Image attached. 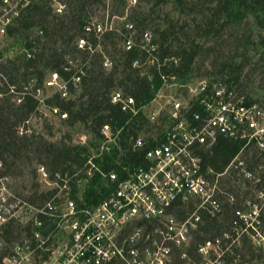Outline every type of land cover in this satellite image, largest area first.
<instances>
[{
    "label": "trees",
    "instance_id": "1",
    "mask_svg": "<svg viewBox=\"0 0 264 264\" xmlns=\"http://www.w3.org/2000/svg\"><path fill=\"white\" fill-rule=\"evenodd\" d=\"M26 1L27 6L7 27V37L0 46V178L10 181L23 177L18 192L45 198L48 192L39 185L37 168L45 166L51 175L74 174L91 156V145H96L94 140L101 136L105 124L115 129L123 127L119 136L123 150L104 152L96 160L103 170L121 172L120 163L137 161L130 150V122L126 124L130 114L112 102L116 91L133 97L141 107L156 96L163 77L169 82L176 77L180 83L212 77L245 95L248 105L256 104L264 112V97L257 96L258 90L264 92V0H138L135 6H129V0ZM56 2L66 6L62 13L55 10ZM98 16L102 22L106 16L109 21L121 19H115L112 29L108 27L102 35L86 32V26ZM127 23L134 25L136 42L141 41L144 32L152 33L158 62L133 66L145 54L138 47L125 49L126 36L130 35ZM81 38L88 41L83 49L78 47ZM107 60L110 68L104 65ZM48 73H58L61 81L67 82L68 96L54 92L46 98L47 106L57 107L68 117H49L55 124L39 130L32 124L41 113L33 92L46 91ZM77 76L80 80L74 82ZM9 85L19 90L28 86L32 93L17 103ZM20 127L30 133H20ZM76 131L91 134L92 144H76L72 137ZM200 155L208 177L218 175L216 198L220 212L211 216L201 210V221L191 232L190 241L169 244L167 264H202L199 246L225 233L233 236L237 212L258 206L264 221V148L255 142L246 144L221 136ZM80 177L83 183L79 190L84 193L80 204H98L113 187L98 173L86 182L85 170ZM72 186L75 188V182ZM194 206L195 202H177L173 214L181 220ZM158 226L157 220L130 223V249L151 246L159 237ZM0 231L8 243L30 236V231L10 223L1 226ZM137 232L140 236L131 242ZM8 252L5 248L2 255ZM223 259V264H264V250L243 235L240 244L232 246Z\"/></svg>",
    "mask_w": 264,
    "mask_h": 264
},
{
    "label": "built area",
    "instance_id": "2",
    "mask_svg": "<svg viewBox=\"0 0 264 264\" xmlns=\"http://www.w3.org/2000/svg\"><path fill=\"white\" fill-rule=\"evenodd\" d=\"M136 4L137 0H129V6ZM26 6V0H0V46L7 37V27ZM54 8L62 13L66 6L56 2ZM115 19L121 18L109 21L106 16L104 22L94 18L85 31L102 35L108 27L112 29ZM126 28L130 35L126 36L125 49L138 47L145 54L133 66L140 68L158 62L152 33L144 32L141 41L136 42L134 25L127 23ZM87 45L86 38L78 41L79 48ZM104 65L111 67L109 60ZM73 80L78 82L80 77ZM9 88L17 103L25 94L32 93L28 86L23 90L13 85ZM45 88L68 96L67 82H62L58 73L50 74ZM33 95L39 102V110L48 109L47 116L60 120L68 117L57 107L47 106L43 90L37 89ZM112 102L130 114L126 124L130 122V150L137 161L120 163L121 172L103 170L96 160L104 152L123 150L119 141L123 127L115 129L105 124L101 136L94 140L96 145H91V134L77 133L75 137L72 134L76 144L92 146L91 156L74 174L51 175L45 166L37 168L39 185L48 192L45 198L41 194L11 192L4 182L9 180L0 178V227L10 223L30 231V236L13 243H8L0 231V264H109L113 261L167 264L171 253L169 244L190 241L191 232L201 221V210L211 216L220 212L216 198L218 175L208 177L202 169L201 151L214 145L221 136L243 140L246 144L255 142L264 148V112L256 104L248 105L245 95L212 77H197L187 83L178 82L176 77L169 82L163 77L162 87L145 106L138 107L133 97H126L120 91L112 94ZM25 129L20 127L19 132L30 133ZM84 170L85 182L98 173L113 185L96 205L79 203L84 200V193L79 190L83 183L80 174ZM246 176L251 175L246 173ZM261 198L264 201V194ZM177 202H195V206L180 220L173 214ZM261 209L254 206L249 211L237 212L233 236L225 233L200 245L202 264H223L225 253L240 244L243 235L264 250ZM139 219L157 220L159 237L143 250L130 249V223ZM139 236L137 232L131 242ZM5 248L9 252L2 255Z\"/></svg>",
    "mask_w": 264,
    "mask_h": 264
},
{
    "label": "rangeland",
    "instance_id": "3",
    "mask_svg": "<svg viewBox=\"0 0 264 264\" xmlns=\"http://www.w3.org/2000/svg\"><path fill=\"white\" fill-rule=\"evenodd\" d=\"M137 2H138V0H137ZM102 13L103 12H101L100 15H102ZM99 16L97 17V19L99 18ZM3 44H2V46H3ZM50 74L51 73H48L47 74L46 80L49 78ZM256 85H258V82L256 83ZM53 92H54V90H49V89L46 88V91L44 92V95L43 96L48 97L49 95L53 94ZM257 96H258V98H263L264 97V92L261 91V90H258L257 91ZM40 112H41L40 114L43 115V116H41L40 114H38V116L34 119V121L32 123V124H34V126L37 129L44 130L47 125H49V124H55V123H51L52 118H49V116L47 117V115H45V114L48 113V109H44V110H42ZM77 133H80L81 134V133H83V131H79V132L76 131L74 133L75 134L74 137L76 136ZM57 135L58 134H56V136ZM56 138H58V137H56ZM22 180H23V177H19V178H15L13 180L4 181V182H6V184L8 185V187H9V189H10L11 192L17 193L18 188H19L20 183L22 182ZM20 193H25V192H20Z\"/></svg>",
    "mask_w": 264,
    "mask_h": 264
}]
</instances>
